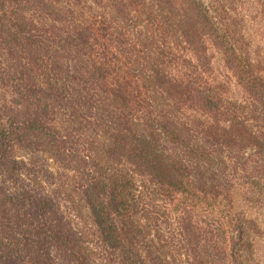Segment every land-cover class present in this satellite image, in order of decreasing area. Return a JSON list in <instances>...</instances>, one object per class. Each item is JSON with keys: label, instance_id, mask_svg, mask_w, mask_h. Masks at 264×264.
I'll return each mask as SVG.
<instances>
[{"label": "trees", "instance_id": "trees-1", "mask_svg": "<svg viewBox=\"0 0 264 264\" xmlns=\"http://www.w3.org/2000/svg\"><path fill=\"white\" fill-rule=\"evenodd\" d=\"M258 242L264 0H0V264Z\"/></svg>", "mask_w": 264, "mask_h": 264}, {"label": "rangeland", "instance_id": "rangeland-1", "mask_svg": "<svg viewBox=\"0 0 264 264\" xmlns=\"http://www.w3.org/2000/svg\"><path fill=\"white\" fill-rule=\"evenodd\" d=\"M250 264H264V247L261 242H258L257 245L250 252Z\"/></svg>", "mask_w": 264, "mask_h": 264}]
</instances>
